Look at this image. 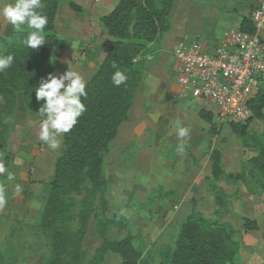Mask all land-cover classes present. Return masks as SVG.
I'll list each match as a JSON object with an SVG mask.
<instances>
[{
	"label": "rangeland",
	"instance_id": "374dc122",
	"mask_svg": "<svg viewBox=\"0 0 264 264\" xmlns=\"http://www.w3.org/2000/svg\"><path fill=\"white\" fill-rule=\"evenodd\" d=\"M191 2L201 4L200 0ZM11 4L15 5L7 3L0 14V34L5 39L16 29ZM54 53V114L42 119L26 111L19 97L10 120L13 129L6 137L7 154L0 159L7 192L6 204L0 207V252L4 256L0 264H45L50 254V241L39 228L40 215L56 160L64 151L62 136L77 106V93L99 65L90 49L69 48L60 36ZM147 56L129 120L110 144L105 160L107 217L126 224L123 229L110 227L107 239L116 241L132 234L143 264H169L162 254L173 247L181 224L196 211L235 231L240 249L232 264H261L264 193L262 177L251 174L249 161L262 136L263 122L248 124L245 143L227 124L216 119L205 124L198 113L208 105L174 102L175 67L154 77L147 72L156 63V50ZM260 89L264 92V81ZM213 151L221 154L224 174L244 173L248 187L226 180L210 183ZM244 218L256 221L258 231L244 232ZM98 247L99 243L89 244L90 254ZM119 261L108 253L104 264Z\"/></svg>",
	"mask_w": 264,
	"mask_h": 264
},
{
	"label": "trees",
	"instance_id": "16d2710c",
	"mask_svg": "<svg viewBox=\"0 0 264 264\" xmlns=\"http://www.w3.org/2000/svg\"><path fill=\"white\" fill-rule=\"evenodd\" d=\"M15 4L16 29L9 39L0 36V159L7 154V135L13 126L19 96L26 111L48 119L54 114L57 71L53 64L58 44L55 19L62 0H10ZM174 0H119L100 19L111 41L106 55L90 79L77 93V106L70 113L62 136L64 151L56 160L39 228L50 241L45 264H104L108 253L118 264H143L142 253L127 234L120 240L107 239L109 228L125 223L109 219L108 183L105 160L110 144L121 126L129 120L142 81L145 58L171 25L169 15ZM79 13L81 9L69 3ZM239 30L253 31L249 19ZM252 117L245 124H228L244 143L248 124L263 122V132L253 148L250 172L262 177L264 193V92L261 89L249 103ZM201 121L211 125L213 115L201 109ZM211 182H240L248 187L244 173L224 174L221 154L213 151ZM213 185V184H212ZM5 177L0 174V207L6 204ZM243 231H258L256 221L243 219ZM99 243L91 255L88 245ZM240 246L235 231L216 220L193 211L181 224L171 249L162 257L169 264H232ZM4 256L0 252V263ZM264 264V261L261 263Z\"/></svg>",
	"mask_w": 264,
	"mask_h": 264
},
{
	"label": "built area",
	"instance_id": "2783aa9c",
	"mask_svg": "<svg viewBox=\"0 0 264 264\" xmlns=\"http://www.w3.org/2000/svg\"><path fill=\"white\" fill-rule=\"evenodd\" d=\"M249 22L251 33L229 30L211 45L194 39L175 46L174 102H204L203 110L227 125L245 124L252 117L249 103L264 77V0H258Z\"/></svg>",
	"mask_w": 264,
	"mask_h": 264
},
{
	"label": "crops",
	"instance_id": "0c3cea01",
	"mask_svg": "<svg viewBox=\"0 0 264 264\" xmlns=\"http://www.w3.org/2000/svg\"><path fill=\"white\" fill-rule=\"evenodd\" d=\"M118 2L119 0H98L97 2L94 0H62L55 19V29L61 42L66 43L69 48L87 47L91 50L90 56L96 57L100 64L111 41L107 31L101 26L100 19L109 14ZM200 2L201 4H193L191 0L173 1L169 15L170 30L155 44L150 45V49L156 50L157 60L155 65L148 70V74L154 77L163 75L166 68L172 65L176 73L173 49L180 41L200 39L209 45L216 43L224 32L239 30L242 20L250 18L258 0H200ZM7 3L11 1L0 0V14ZM69 3L79 7L81 12L72 11L68 6ZM11 6L14 12L15 5L11 4ZM173 61H175L174 64ZM263 81L264 77L258 80L256 93L260 90ZM19 97L22 99L21 96ZM131 236L134 237L132 234ZM133 246H135L134 238Z\"/></svg>",
	"mask_w": 264,
	"mask_h": 264
}]
</instances>
